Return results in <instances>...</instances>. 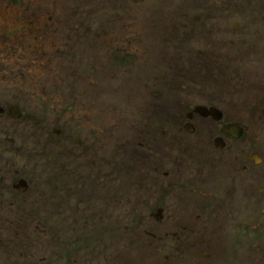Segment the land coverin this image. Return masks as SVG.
I'll list each match as a JSON object with an SVG mask.
<instances>
[{
    "label": "flooded vegetation",
    "instance_id": "af4514ba",
    "mask_svg": "<svg viewBox=\"0 0 264 264\" xmlns=\"http://www.w3.org/2000/svg\"><path fill=\"white\" fill-rule=\"evenodd\" d=\"M53 1L48 9V0H0V264H78L73 240L60 238L65 219L83 236L122 243L136 233L127 250L91 264H162L160 237L166 259L192 254L191 264H202V251L223 256L228 244L242 251L243 242L264 239V0ZM38 16L65 24L53 41L31 22ZM78 16L97 19L93 40L104 54L101 74L91 73L109 90L101 93L107 106L90 120L106 103L91 93L77 109L71 99L90 80L80 86L73 75L54 86L53 115L39 114L23 94L42 84L66 45L85 44L94 21ZM40 50L34 64L45 70L28 85L20 56ZM50 76L59 82V73ZM59 90L67 92L66 120ZM116 130L120 142L110 143ZM184 164L195 174H172ZM167 212L160 229L149 226ZM96 216L104 221L91 224ZM262 242L249 247L259 264Z\"/></svg>",
    "mask_w": 264,
    "mask_h": 264
},
{
    "label": "rangeland",
    "instance_id": "374dc122",
    "mask_svg": "<svg viewBox=\"0 0 264 264\" xmlns=\"http://www.w3.org/2000/svg\"><path fill=\"white\" fill-rule=\"evenodd\" d=\"M75 1L77 0H73V2ZM46 5H47L46 8L52 9V6L54 5V1L48 0ZM53 14L56 16L57 19H61L63 15V13L61 12H58V13L53 12ZM38 17H39L38 20L32 19L31 22H33L34 25H39L41 28L45 26V30L47 34L51 36V38L49 39L50 41H53L55 34H58L56 27L62 28L65 26L64 23L46 24L44 22L46 19L42 18L40 20V16ZM74 19H77V22H79L80 20L86 21V24H88L89 21H94L92 23L93 26L91 30L83 34V36L85 37L84 39L85 44L82 45V44L75 42L74 46L66 45L68 47V51L60 50L57 53L62 58L61 60L57 58L55 62V66H53L49 71H47L44 74V76L41 79L42 84L40 83L39 86L28 87L27 88L28 90L24 92V94L27 92V96L26 94L25 95L23 93L22 94L25 97L27 103L38 107V108H35L37 113L43 114L45 112V113H50V114L52 113L53 115L54 108L49 109L48 105L50 102L54 101V92H52V91H55L56 89L54 88V86L59 85L61 89L64 88L65 85H67L68 79L73 75L76 78V81H75L76 84L80 86L87 85L88 81L90 80L86 89H83V88L77 89V91L79 92V99L75 100V97H74L71 99V103H74L77 109H81V111H83L82 104L85 103V101L89 98L91 93H92V96L98 99L101 103L103 100H106L105 104L102 103L103 107L94 108L92 109L91 114H88V118L90 120H93L95 118L101 117L100 113L105 110L107 103H108V98L105 99L104 97H102L101 93H108L109 90L107 92H104L101 88V83L99 82L100 78H95L93 76V73H91V69L96 68L98 71V74L99 75L101 74L100 64H101L102 56L104 54V50L97 43L99 40L97 39L93 40L95 37L99 39V29L97 28V19L87 18L85 16H78V17H75ZM26 27L28 31L30 27L28 25ZM80 32L81 31H77L75 33L77 34ZM90 38L92 39L91 41H90ZM0 47L2 48V46ZM113 47L114 49L115 47L119 49L121 45L113 46ZM47 48H48V45L47 46L41 45L39 47V49L41 50L47 49ZM41 50L38 53L31 52L29 53V55L25 54L28 52H24L20 56L21 58H24V65L26 66V68L24 67V69L26 70L28 74L26 79L29 80L28 85L34 82L36 79L38 78L40 79L41 75L43 74V71L45 70V67H46L45 65L39 67L36 64H34V62L36 61L35 56L39 54ZM117 52L118 53L124 52V49H122V51L118 50ZM111 54L114 55L115 50H112ZM15 59H18V55H15ZM11 62H13V60ZM11 62H6V66L4 67L6 68L7 64ZM16 64H18L17 61H16ZM69 69H72V71L68 75ZM82 69L86 70L87 74L80 77V75L78 74L84 73ZM52 71L57 74L59 73L60 75V77H58V79H60L59 82L54 79H51L50 74L52 73ZM258 71L261 72V67L258 68ZM34 74L37 75L38 77L34 76ZM58 94L61 96V98H63V95L66 96L64 98L65 99L64 105L61 106L59 104V109H58L60 113V117H63V120H66L67 115H69L70 113V112L67 113V107H66L67 92L61 93L59 90ZM113 98H114V95H113ZM47 101H50V102L47 103ZM126 125H128V123H123L120 126V128H123ZM117 130H120V129L118 128ZM117 130H116L117 132L116 138L108 139L110 143L114 141L120 142L118 140V134L120 133V131H117ZM110 132H113V131H110ZM127 139L128 138L126 137L125 141H127ZM119 160L120 158L119 157L115 158L112 152L108 156V162L111 164H115ZM174 172H177V173L182 172L185 176H187L188 174L194 175L195 165L194 164L180 165L178 167H175V169L172 171V174ZM225 179L226 178H224V180ZM178 191H179L178 187L172 184L171 193H177ZM172 206L177 207V203L174 202L173 200H172ZM259 213H261V211L258 210L257 214ZM168 218H170L169 212L166 213V217L163 222H157L154 218H151L149 226L151 227L156 226L159 228ZM174 218L177 220L181 219V217L179 216H174ZM96 220L100 222L104 221L101 216H96L94 219H92L91 224H93L94 221ZM60 224L64 227L66 231V234L64 236H60V238L63 237V238H69L73 240V246L71 247L75 251L73 259L77 258L78 264H91L90 263L91 261H100V260L105 259L106 257L115 258L116 252L119 249L120 245L123 246L124 250H127L130 247V243H129L130 237L136 234V233H133L132 235L128 237L122 238V243H121L119 240H113L111 239L110 236H105V235H97V236L96 235H93V236L92 235L91 236L80 235L79 232L75 231V227L73 223L66 219L64 220V222ZM140 230L145 233L144 228L143 229L140 228ZM146 238L148 237L146 236ZM140 239L142 238L139 237V240ZM257 239L263 240V242L259 245L264 244V239L262 238V236H256L254 237L253 244H250V240H247L246 242L242 243V246L240 245L242 247V251H238L235 249L234 242H233L231 244H228L230 248H229V253L227 255L224 254L223 256L221 255L219 256L217 254V251H214V252L202 251L200 253L199 261L202 262V264H234L233 257H238L241 259V264H259V260L261 259L259 258L256 252H254L253 250L249 248V247L257 245ZM166 242L167 240L162 237L157 238L155 240V243L161 250V252L159 253V256H160V261L162 264H176L177 261L183 264H191L194 261L195 257L192 254H186V253H173L170 255L169 260L166 259V255L170 254L168 252V248L165 247ZM64 244L66 245L67 243H64ZM134 255H138V253L134 252ZM210 256L212 257L210 258Z\"/></svg>",
    "mask_w": 264,
    "mask_h": 264
}]
</instances>
